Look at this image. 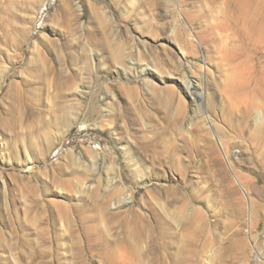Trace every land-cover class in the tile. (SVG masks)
<instances>
[{
    "label": "rangeland",
    "instance_id": "1",
    "mask_svg": "<svg viewBox=\"0 0 264 264\" xmlns=\"http://www.w3.org/2000/svg\"><path fill=\"white\" fill-rule=\"evenodd\" d=\"M50 3L0 0V264H264V33L228 0Z\"/></svg>",
    "mask_w": 264,
    "mask_h": 264
},
{
    "label": "bare ground",
    "instance_id": "2",
    "mask_svg": "<svg viewBox=\"0 0 264 264\" xmlns=\"http://www.w3.org/2000/svg\"><path fill=\"white\" fill-rule=\"evenodd\" d=\"M50 1L51 0H46V4H45V8L43 9L44 10V13L49 9V6L51 5V3H50ZM228 2L230 3V4H232L233 5V7H234V12L237 14V16L242 20V22H243V24L245 23L246 25H248V30H252V31H254L255 33H258V32H256V31H258V30H261V32H263L264 33V30L262 31V27L259 25V23L260 22H264V13H263V10L261 9V8H259L258 7V5H255V4H253V0H228ZM236 15L234 14V17H235ZM239 18L237 19V20H239ZM260 20V21H259ZM238 24V23H237ZM241 25V24H240ZM246 25H245V27H246ZM241 27V26H240ZM247 28V27H246ZM257 29V30H256ZM242 31V30H241ZM242 32H244V31H242ZM241 32V33H242ZM246 32H247V30H246ZM260 32V33H261ZM255 33H254V35H255ZM259 33V34H260ZM244 34H246V35H248L249 36V34L250 33H244ZM252 35V34H251ZM250 35V36H251ZM249 36V37H250ZM257 36V35H256ZM251 37H255V36H251ZM261 37V36H260ZM260 37H257L258 39L260 38ZM262 38H263V35H262ZM174 39V38H173ZM253 39V38H252ZM264 39V38H263ZM254 40V39H253ZM261 41V40H260ZM255 42V41H254ZM258 42V41H257ZM141 43V42H140ZM252 43V42H251ZM133 44V43H132ZM175 44H176V42H175ZM261 44H262V42H261ZM139 45V44H138ZM137 45V46H138ZM134 46V45H133ZM253 46V45H252ZM139 47V46H138ZM178 47V46H177ZM246 47V46H245ZM141 48V47H140ZM179 48V47H178ZM243 48V47H242ZM247 48V47H246ZM252 48V47H251ZM259 48V47H258ZM256 49V48H255ZM140 50V49H139ZM145 50H146V48H145ZM257 50V49H256ZM259 50H260V48H259ZM181 51V50H180ZM244 51V50H243ZM136 52V51H135ZM141 52H143V51H141ZM246 52H247V50H246ZM246 52H244V54L246 53ZM140 53V52H139ZM255 53V52H254ZM261 53H262V51H261ZM114 54V53H113ZM243 54V53H242ZM250 54V53H249ZM240 55V54H239ZM246 56V55H245ZM250 56V55H249ZM120 56H117V58H119ZM251 57H253V56H251ZM250 57V58H251ZM255 57V56H254ZM253 57V58H254ZM179 58H182V57H179ZM247 58H248V56H247ZM246 58V59H247ZM184 59H186L185 61H187V64H188V71L190 72V71H192L195 67H194V62L193 61H189L185 56H184ZM249 59V58H248ZM115 60V59H114ZM117 60V59H116ZM115 60V61H116ZM244 61H246V60H244ZM248 61V60H247ZM254 62H255V60H254ZM121 63V62H120ZM199 63V62H198ZM203 63V62H202ZM248 63V62H247ZM257 63V62H256ZM246 64V63H245ZM253 64V63H252ZM123 65V64H122ZM126 65H127V63H126ZM203 65V64H202ZM154 66V65H153ZM254 66V65H253ZM123 67V66H122ZM126 67V66H125ZM155 67V66H154ZM204 67V66H203ZM206 67V66H205ZM253 68V67H252ZM259 68V67H258ZM147 69V68H146ZM160 69V68H159ZM159 69H157L158 71H159ZM249 69H251V68H249ZM124 70H126V68L124 69ZM153 70H155V69H153ZM245 70V69H244ZM254 70V69H253ZM122 71H123V69H122ZM157 71V72H158ZM206 71V70H205ZM145 72V74H146V76L148 77V76H155L157 73L156 72H153V71H150V69L149 70H146V71H144ZM183 72V71H182ZM242 72V71H241ZM254 72H255V70H254ZM159 73V72H158ZM162 72H160V74H161ZM172 73V72H171ZM185 73H187V74H189L188 72H185ZM185 73H183V75L185 74ZM198 73V72H197ZM178 75V74H177ZM191 75H193L192 73H191ZM253 75V74H252ZM158 77V79H159V81L161 80V81H163V82H168L169 81V79H171V78H169V76H161V75H157ZM176 76V75H175ZM181 76V75H180ZM188 76V75H187ZM187 76H185L184 75V77L183 76H181V78L180 77H178V81H180V83L182 84V87L184 88V90H185V92L187 93V95L186 96H189L190 98H191V100H192V103H196V102H198L199 101V99L200 98H202V96H203V93H201V91L199 90L200 88V86L202 85L201 84V80L200 81H196L195 83L194 82H192V80H189V79H187ZM245 76V75H244ZM144 77V76H143ZM146 77V78H147ZM190 78V77H189ZM243 78V77H242ZM149 79V78H148ZM173 79V78H172ZM204 79V76H202V80ZM241 79V78H240ZM244 80V79H243ZM173 81V80H172ZM253 81V80H252ZM203 82V81H202ZM242 83V82H241ZM172 84H174V83H172ZM245 86V87H247L246 85H249L250 86V84H246V83H244V84H241L240 85V87L241 86ZM179 86V85H178ZM245 87H242V88H245ZM256 87H258V86H256ZM202 89V88H201ZM241 89V88H240ZM245 89H247V88H245ZM200 91V92H199ZM250 92V91H252L253 92V90H245V91H243V92ZM175 92V91H174ZM183 92V91H182ZM170 93V92H169ZM242 93V92H241ZM205 94V93H204ZM249 95V94H248ZM244 96H245V94H244ZM247 97V96H246ZM204 99V98H203ZM200 102V101H199ZM204 102V101H203ZM197 104V103H196ZM195 104V105H196ZM202 104V103H201ZM200 104V105H201ZM201 107V106H200ZM204 107V106H203ZM205 110V109H204ZM206 111V110H205ZM209 112V111H208ZM202 114V113H201ZM206 114V113H205ZM211 116V115H210ZM204 117V116H203ZM209 120H210V118H209V116L207 117ZM207 120V119H206ZM215 121V120H214ZM210 123V122H209ZM213 123V122H212ZM216 124V123H215ZM213 125V124H212ZM207 126V125H206ZM212 128V127H211ZM209 129V128H208ZM222 134V133H221ZM213 135H215V134H213ZM223 137V136H222ZM218 138H219V136H218ZM224 138V137H223ZM222 140V139H221ZM224 141H226L225 139H224ZM218 143H219V141H218ZM224 143H226V142H224ZM222 144V143H221ZM220 145V144H219ZM218 145V146H219ZM221 146V145H220ZM227 148V147H226ZM227 151V150H226ZM239 152H241V151H239ZM227 153H228V151H227ZM222 154H224V153H222ZM224 156V155H223ZM228 156H231V155H228ZM225 158V157H224ZM227 159L229 160V158L227 157ZM229 163H231V162H229ZM228 164V163H227ZM231 166V165H230ZM232 169V168H231ZM235 178V177H234ZM239 180V179H238ZM240 181V180H239ZM238 181V182H239ZM237 182V183H238ZM246 182V181H245ZM248 182V181H247ZM242 184V183H241ZM243 186V185H242ZM249 186V185H248ZM258 187V186H257ZM240 189V188H239ZM250 189V188H249ZM261 189V188H260ZM242 191H243V188H242ZM247 191V190H246ZM257 192V191H256ZM261 192V191H260ZM249 193H251V192H249ZM242 194H243V192H242ZM257 194H259L258 192H257ZM244 195V194H243ZM258 197V196H257ZM261 197V196H260ZM259 198V197H258ZM246 199V198H245ZM260 199V198H259ZM247 200V199H246ZM247 202V201H246ZM247 204V203H246ZM256 206V205H255ZM257 206H258V204H257ZM248 207V206H247ZM249 210V209H248ZM258 211V210H257ZM263 212V211H262ZM249 213V212H248ZM256 215V214H255ZM250 216V215H249ZM264 217V216H263ZM252 220V219H251ZM253 223V222H252ZM256 222H254V224H255ZM254 224H253V227H254ZM255 227H256V225H255ZM251 228V227H250ZM254 229V228H253ZM255 230V229H254ZM253 231V230H252ZM255 238V237H254ZM256 240V239H255ZM259 242V241H258ZM260 256V255H259Z\"/></svg>",
    "mask_w": 264,
    "mask_h": 264
},
{
    "label": "built area",
    "instance_id": "3",
    "mask_svg": "<svg viewBox=\"0 0 264 264\" xmlns=\"http://www.w3.org/2000/svg\"><path fill=\"white\" fill-rule=\"evenodd\" d=\"M64 145L59 147L56 151H55V157L61 152V150L63 149Z\"/></svg>",
    "mask_w": 264,
    "mask_h": 264
}]
</instances>
